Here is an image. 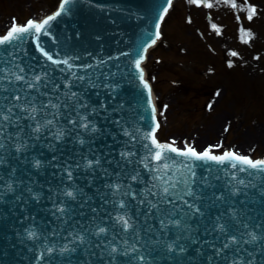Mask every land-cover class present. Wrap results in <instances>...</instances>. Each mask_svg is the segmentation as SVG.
Wrapping results in <instances>:
<instances>
[{
  "label": "water",
  "instance_id": "water-1",
  "mask_svg": "<svg viewBox=\"0 0 264 264\" xmlns=\"http://www.w3.org/2000/svg\"><path fill=\"white\" fill-rule=\"evenodd\" d=\"M166 5V0H73L68 11L52 21L38 38L29 33L22 40L0 46V68L9 73L0 80V104L5 106L0 111L7 114V106L12 104L27 105L29 109L35 105L37 120L55 119V124L42 129L41 133H32L33 139L28 140L30 147L26 151L18 154L14 148L15 143L27 139L24 136L21 141L13 139L1 153L6 162L0 164V192L5 193L0 198V264H231L233 258L251 259L253 256L256 264H264V239L244 243L251 240L250 233L264 236V176H250L246 189H242L246 198L235 199L237 203H234L230 196L233 171H214L201 161L175 157L174 163L168 161L172 171L165 179L182 180L190 176L185 164L192 166L195 183L191 186L202 199L188 196L179 199L183 183L171 190L169 199H174V203L160 202L159 195L148 193L153 183L157 187L152 190L159 193L162 182L154 177H162L164 172L155 171L160 165L151 160L152 153L144 147L150 146V140L144 137L151 131L153 122L147 90L139 80L135 61L144 56V49L154 39L155 25ZM37 39L54 60H68V65L49 61L37 48ZM17 66L25 71L20 73ZM13 73L23 75L24 80L16 81ZM37 75L41 77L39 82L34 79ZM29 84L35 87L29 88ZM56 85L58 90H54ZM71 92L78 93L76 99L80 103L89 105L79 111L81 115L91 113L88 119L97 127L96 133L85 132L78 123L76 126L69 123L77 118L72 108L75 100L65 96ZM16 95L21 97L19 101L12 99ZM49 100L60 107L39 111ZM13 111L16 116H28L27 111L21 112L19 108ZM54 112L59 113L55 118ZM20 123L25 126L31 123L35 127V122L29 119ZM58 129L65 133L61 140L53 135ZM125 130L131 135H125ZM7 131L14 133L16 128L9 125ZM30 131L25 127V133ZM78 134L85 140L83 145L78 142ZM37 135L39 140L35 139ZM5 143L8 145L9 141L5 139ZM122 152L135 155L124 159ZM17 155L19 160L13 158ZM25 156L29 160L21 163ZM97 158L100 165L93 163L90 169L84 167L88 160ZM35 159L42 162L39 169L33 166ZM77 163L80 167H76ZM68 165H72L71 181L64 172ZM137 173L138 178L133 181L131 176ZM9 183L14 191L7 190ZM116 184L123 187L117 190ZM129 186L135 199L124 195ZM27 187H31L37 197L27 192ZM77 188L82 194H77L75 200L63 195L65 189L76 192ZM218 196L223 199L216 200ZM145 197L163 211L150 208ZM121 200L124 208L120 207ZM142 200L145 202L141 203ZM184 200L199 205L205 215L196 214L188 221L191 234L199 239L178 256L168 251L167 244L173 243L177 236L189 235L184 230L182 217L191 210ZM61 201H64L62 206L71 211L63 214L57 211ZM170 211L175 214L169 215ZM125 215L131 217L132 224L127 231L118 220ZM217 217H221L219 221ZM162 219L168 225L163 231ZM178 219L182 221L179 227L168 223ZM217 224H224L228 235H235L238 240L221 254L227 256V260L216 257L211 246L222 248L227 239ZM101 227L107 232L95 235ZM214 228L216 230L212 231ZM30 232L36 235L30 237ZM81 235L83 243L78 238ZM179 243L189 245L186 239ZM173 246L178 251L177 246ZM112 247L117 251L109 255ZM139 247L148 253L147 258L139 260L132 251ZM48 248L53 249V257L48 255ZM65 248L67 250L61 252ZM209 255L213 257L211 262Z\"/></svg>",
  "mask_w": 264,
  "mask_h": 264
},
{
  "label": "rangeland",
  "instance_id": "rangeland-1",
  "mask_svg": "<svg viewBox=\"0 0 264 264\" xmlns=\"http://www.w3.org/2000/svg\"><path fill=\"white\" fill-rule=\"evenodd\" d=\"M57 2L0 0V34L13 18L19 24L41 18ZM206 2L213 7L177 0L164 39L145 65L158 102L159 139L175 140L177 147L187 141L197 149L217 146L215 153L233 149L264 158V0H235L236 8L223 0ZM248 5L257 8L251 21ZM241 28L254 34L248 43Z\"/></svg>",
  "mask_w": 264,
  "mask_h": 264
},
{
  "label": "snow or ice",
  "instance_id": "snow-or-ice-1",
  "mask_svg": "<svg viewBox=\"0 0 264 264\" xmlns=\"http://www.w3.org/2000/svg\"><path fill=\"white\" fill-rule=\"evenodd\" d=\"M73 2V0H61L59 4V10L56 11L54 14L47 16L46 18L42 19L41 21L37 22L35 20L29 19L26 21L25 24L21 25L17 22L15 18H13L11 22V27L6 31L5 34L0 36V46H3L5 44H11L13 41L17 40H22L26 34L33 33L35 37H39L42 33L45 32L47 27L50 25V23L54 20L57 19V17L61 16L62 13H65L68 11V6ZM189 3L200 6L202 3L204 6L211 8L213 5L211 3H207L206 0H188ZM224 3H231V6L233 8L237 7V4L235 3V0H223ZM166 7H163V10L159 14V21H163L165 16L168 14L169 9L173 5V0H166ZM245 11L247 12V20L251 21L254 16L257 14V8L254 5H248L245 8ZM239 19V17H237ZM157 22L155 25L156 31H155V37L156 39L152 40V44H155L156 41L160 38V28L161 24L160 22ZM212 27L215 29L216 25L213 24ZM242 32V40L245 43H248L250 39L254 38V34L250 30H245L241 28ZM217 34H219V29H217ZM150 46V45H149ZM37 48L42 52V54L53 64L57 63H63L65 65H68V60H63V61H56L53 59L51 55L48 54L47 51L43 49V47L40 45L38 39H37ZM144 51H147V49H144ZM231 56L236 57L238 53L236 52H231ZM144 56L141 55L139 59L135 61V68L138 71V76L141 84L143 85V88L147 90V104L151 107V120L153 122V127L151 128V131L145 134V139L150 140V146L149 145H144L145 148H149V151L152 153L151 154V160L154 161L155 163L159 164L160 167L156 168L155 171L157 172H164V176L162 177H154V179H159L162 183L160 186L159 193L153 191V188H156L157 185L153 183L152 188L148 189V193L151 194L152 196H157L159 195L160 197V202H165L167 201L168 203H174V199H169V197L172 196V189H175L177 184L183 183L184 184V189L182 192V195L179 196V199H183V196H188V197H194L195 200H200L202 197L200 195H197L193 188H192V183H195V172L192 171V166L185 164V167L189 168L190 171V176L184 177L182 180H176V181H169L165 179L167 177V174L172 171V165L168 161H175V157H185L188 158L189 160L192 161H211V162H216L219 164H223L225 162H229L231 164L232 168H236L237 165H240V171H247L248 169L255 170L256 173H264V159H253L248 155H243L239 154L235 151L232 150H227L224 151L220 155L214 154L216 147L217 146H212L209 145L206 147L203 151H198L192 144L189 142L185 141L184 142V147L181 149L176 146L177 142L175 140L171 141L170 143H161L157 140L156 138V132L160 128V124L157 121V109L156 106L154 105L153 102V96H152V89L150 87L149 82L145 79V71L142 68V61L144 60ZM229 66H232L231 61H229ZM19 67V72L23 73L25 69L22 66H17ZM69 67H71L69 65ZM0 80H3L6 78L9 73L7 72L6 69L0 68ZM15 80L16 81H23L24 76L20 74L13 73ZM36 82H39L41 80V77L37 75L35 78ZM77 79L84 80V77H77ZM35 87L33 84H29V88ZM105 87H108V85H105ZM59 86L56 85L54 90H58ZM6 91V89H5ZM217 95H219V92H217ZM65 96L69 100H75V104L72 105L73 110L77 112V118L69 120V123L73 124L74 126L79 125L80 129H83L85 132L88 133H96L98 131L97 127L95 124L88 119V114L81 115L79 109L84 108L87 109L89 105L87 103H80L79 99H76L78 97V93L76 92H71L70 94L65 93ZM4 99H8L5 97ZM12 99L19 101L21 97L19 95H16L12 97ZM67 107V105H65ZM5 106L0 104V109H3ZM51 107L53 109H58L60 107L59 104H52L51 100H49L48 104H42V107L39 109V111H43L44 109ZM101 107H105L104 105H101ZM14 108H19L21 112H28V116H16L15 112L13 111ZM164 108H167V105L164 106ZM209 108H211V105H209ZM38 112V109L33 105L30 109L28 108L27 105H21V104H12L10 106H7V114H5L3 111H0V153L3 152L9 145L11 144V141L15 139L16 141H21L24 136H27V139H23V143L17 142L14 145L15 151L19 154L22 151H26L30 145L28 144V140L33 139L32 133H41L42 129L47 128L49 125H54L55 124V119H46L43 122L39 121L36 119V113ZM53 117H57L59 115L58 112L52 113ZM15 116V119L13 117ZM23 119H29L30 121L35 122V127L32 126V124H28L25 126L24 124L20 123L21 120ZM119 123V121H117ZM9 125L14 126L16 128V131L14 133H10L7 131V128ZM25 127L29 128L31 131L28 133H25ZM228 129L225 128V131ZM69 132L71 129L68 130ZM125 135H131L127 130H125ZM54 138L56 140H61L63 139L65 133L64 130L58 129L56 133L53 134ZM5 139L9 141V144L6 145ZM36 140L40 139V136L35 137ZM78 142L83 145L85 143V140L79 136H77ZM134 139V137H133ZM51 147V145H50ZM154 150V151H153ZM171 154V155H170ZM8 155L11 156V152H8ZM135 155V153H130V152H122L121 156L124 159H127L129 156ZM14 159L19 160L20 157L17 155L16 157H13ZM149 157H145L144 159H148ZM56 157H53V160H55ZM29 158L27 156L24 157V160L21 161V163L27 162ZM5 157L3 154H0V164H4ZM93 163L96 165H100V158H97L95 161L88 160L87 164L84 166L86 168H92ZM33 166L37 169H39L42 166V162L38 159H35L33 161ZM56 167H59V165H55ZM76 167H80L79 163H77ZM145 167H147V164H145ZM72 168V165H68L67 167L64 168V172L67 173V179L71 181L73 179V172L70 171L69 169ZM13 173H15L16 169L13 168ZM250 175L252 173H249ZM138 173L136 175H132L131 179L133 181H136L138 178ZM206 179V178H205ZM239 183L241 185H244V181L240 180ZM114 187L119 190L120 188L123 187L121 184H116ZM7 190L9 192L14 191L12 188L11 183L7 185ZM27 192L31 193L34 197H37L36 193L32 192L31 187H27L25 189ZM5 193L0 192V198L3 197ZM77 194H82V190L76 189V192L72 190H67L65 189L63 192V195L66 197L71 198L72 200L76 199ZM238 190H234L232 195H237ZM124 195H132V198L135 199V194L131 192V186H129V190L124 192ZM21 197H18V199ZM223 199L222 197H216V200H221ZM145 200H147V197H145ZM145 200H142L141 203H144ZM185 205H187L188 209H190V212L184 213L182 219L183 223L185 225V229L189 232V235L187 237H181L177 236V238L173 241L171 244H167V249L169 252L173 251V245L175 244L179 250L180 253H183L186 251V247L190 246V244L196 243V241L199 239L197 236H193L191 225L188 223V221L195 216L196 214H199L201 217L205 215L204 212H201V209L199 205H196L195 203L189 204L187 200L183 201ZM147 203L150 205V208L157 209V211H163V209H160L157 204L153 203L151 200H147ZM64 204V201H61V206H57V211H59L61 214L65 213L66 211H71L70 208H66L62 206ZM120 207L124 208L125 204L123 200L120 201ZM93 212L96 211V209H92ZM231 211V209H230ZM174 212H169V215H174ZM221 216H223V213H221ZM233 218H235V213H232ZM221 217H217V221L220 220ZM131 217L129 216L128 219H125L124 216L118 217V220L123 223V228L125 231L130 229L132 227V224L129 222ZM181 220H169V224H172L176 227H179L181 225ZM161 224V230L163 231L165 228L168 227V225L165 224L164 220L162 219L160 221ZM219 231L227 238L226 242L223 243L222 248H215L214 245H211L214 248L215 251V256L219 257L221 259L227 260V256H222L221 254L224 252L225 249H229L230 245H234L238 243L237 237L235 235H228L226 226L224 224H217L216 226ZM216 228L212 229V231H215ZM205 231H208L205 229ZM107 229L104 227L99 228V231L97 233H94L95 235L99 236L101 233H106ZM35 232H30L29 236H35ZM251 236V240H245L244 243H252L257 240L264 239V236L258 237L254 233L249 234ZM81 243L84 242V237L81 235L78 237ZM181 239H186L189 241V245L181 244L179 241ZM217 239H220L218 236ZM207 243V242H205ZM67 248L61 249V252L66 251ZM47 251L51 253L53 251L52 248H48ZM117 249L115 247L111 248V253H115ZM237 252L239 249L236 250ZM126 254V253H125ZM103 258V257H102ZM140 260H143L144 257L140 256ZM208 260L211 262L213 260V257L211 255L208 256ZM232 264H256V258L253 256L251 259H248L245 261L244 259H236L233 258Z\"/></svg>",
  "mask_w": 264,
  "mask_h": 264
},
{
  "label": "bare ground",
  "instance_id": "bare-ground-1",
  "mask_svg": "<svg viewBox=\"0 0 264 264\" xmlns=\"http://www.w3.org/2000/svg\"><path fill=\"white\" fill-rule=\"evenodd\" d=\"M157 44H158V43H157ZM157 44H156V45H157ZM153 98H155V100H157V98L155 97V93H154V92H153ZM157 111H158V109H157ZM240 147L243 148V149H247V147H246L245 145H243V146L240 145Z\"/></svg>",
  "mask_w": 264,
  "mask_h": 264
}]
</instances>
